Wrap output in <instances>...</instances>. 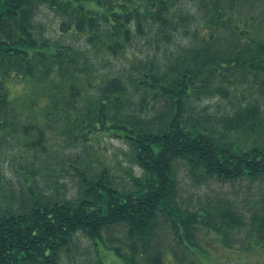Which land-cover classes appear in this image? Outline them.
Segmentation results:
<instances>
[{
  "label": "trees",
  "instance_id": "obj_1",
  "mask_svg": "<svg viewBox=\"0 0 264 264\" xmlns=\"http://www.w3.org/2000/svg\"><path fill=\"white\" fill-rule=\"evenodd\" d=\"M221 2L0 0V133L21 132L27 157L50 155L46 132L51 130L61 128L62 136L77 145L106 135L122 141L141 170L139 176L129 173L124 186L90 154L84 160L69 156L50 165V160L43 162L40 179L24 176L18 190L9 184L10 194L1 187L0 264H59L77 232L95 246L96 240L106 245L102 232L118 223L126 226V251L118 245L112 250L123 264H165L158 231L162 221L175 242L199 261L192 242L196 226L215 230L223 245L227 239L220 237L222 232L243 226L240 215L227 206L219 210L222 223L216 227L207 212L181 209L177 202V160L194 177L232 181L264 175L261 99L240 102L230 114L193 106L227 96L236 74L259 82L264 100V35H258L264 16L257 21L256 35L246 30L233 34L230 10L246 0H226V7ZM197 4L200 16L192 11ZM46 10L58 17L61 33L72 31L84 44L51 40L41 20ZM204 24L208 29L213 24L207 36L198 30ZM218 24L231 26L227 46L219 49L215 44L222 38L213 31ZM179 36L187 37L188 45L172 56L169 47ZM140 41L155 50L137 55L131 48ZM110 58L119 60L117 68L98 69L99 59ZM22 81L48 83L54 91L42 112V126L20 120L10 88ZM72 89L77 90L73 98L60 100ZM232 133L254 136L260 143L241 150ZM63 180L75 184L73 194ZM252 228L257 243H264V212Z\"/></svg>",
  "mask_w": 264,
  "mask_h": 264
},
{
  "label": "rangeland",
  "instance_id": "obj_2",
  "mask_svg": "<svg viewBox=\"0 0 264 264\" xmlns=\"http://www.w3.org/2000/svg\"><path fill=\"white\" fill-rule=\"evenodd\" d=\"M221 1V5L226 7V0ZM178 2L183 5L186 4V0H178ZM198 7V4L195 5L192 11L200 16L202 12L198 10ZM230 14L234 24L232 28L236 31L233 32L228 27L229 24H218L213 29L216 32L214 34L218 37L220 35L222 38L218 41L219 44H215L217 49L220 48V44L227 46L226 44L230 40L229 33H231L229 29L233 34L241 35L242 31L246 30L252 33L251 36L256 35L254 30L258 28L257 21L264 16V0H246L243 5L237 6L236 11L230 10ZM45 15L46 17H41V20L44 28H46L45 33L51 40L57 39L61 43L72 44L76 42V46L84 44V38L80 35L74 34L72 31L64 35L59 31V20L53 12L46 10ZM200 25L198 27L200 34L209 35L213 24L209 25V29L205 24L202 28H200ZM258 35H264V26ZM182 37L176 38L174 44L169 47L172 56L175 55L173 52L188 45L187 37ZM146 45L147 42L140 41L131 50L139 56L142 55L141 52L147 54L155 50L152 45ZM95 58H97L96 54ZM105 61L109 60L99 59L97 65L98 69L104 72L113 71L119 66V60L114 58H110L109 64H103ZM230 84L234 90L227 96L217 95L210 99H204L198 104L195 103L193 106L196 107L197 105V108L206 107L207 112L210 114H221L223 112L230 114L240 102L247 103L261 99L260 104L264 110V100L259 96V82L236 74ZM68 93L60 100L67 95H71L70 97L73 98L77 90L72 89ZM10 94L18 106L20 120L23 123H28L30 126H32L31 124L44 125L42 112L46 109V102L54 96V91L48 83L43 85H37L31 81L15 83L10 88ZM262 127L264 128V126ZM30 128L32 131V127ZM60 129L46 132L49 138L51 137V140L47 142L50 155L45 153L44 156H37L38 158L34 156L27 157L23 154L24 147L21 142L23 134L21 132L0 133V189L3 187L5 193L10 194L9 184L13 186V189L10 188L11 190H18L24 176L29 178L33 176L35 179H40L38 174L44 172L46 167L41 165L43 162L49 163L50 160L48 164L50 165L57 162V160H61V158L65 160L69 156H73L72 159L80 157L81 160H84L88 157V154L94 161L108 165L118 182L124 186L128 184L127 177L129 173L140 175V168L132 163L127 154V146L122 141L104 135L105 137L96 136L88 144L77 145L74 139L69 141L63 137V134L59 132ZM76 137L77 141L82 140L80 136ZM232 140L241 150H248L255 144L260 143L259 138L255 139L254 136L243 137L241 134L236 133H232ZM34 164L35 166H33ZM40 167L41 171H38ZM174 168L177 174V202L181 209L207 212L213 224L219 227V224L222 223L219 210L227 206L240 215L244 224L237 231L232 230L226 234L222 232L220 237L227 239L226 245L221 243L217 238V233L211 227L212 231L206 230L202 226H196L193 231L192 238L194 240L192 242L196 245L193 247L197 250V256L200 259L197 261L192 254H187L182 245L175 242L168 224L162 221L161 224L164 227L158 231L163 242L162 257L165 264L175 262H180V264L191 262L195 264H264V243H257L256 234L252 228L258 224L259 216H263L264 212V175L255 176L253 179L242 177L232 181H221L216 177L192 176L181 160L175 162ZM45 177H48L46 173ZM63 182L64 184L68 183L65 187L70 195L73 194L72 191L76 190L75 184L71 180H63ZM102 239L107 244L105 245L96 240L95 246L93 241H90L81 232H77L71 239L68 250L61 255L59 264H123L122 260L115 255L112 247L118 245L122 251H126L127 233L125 224L118 223L104 230Z\"/></svg>",
  "mask_w": 264,
  "mask_h": 264
}]
</instances>
